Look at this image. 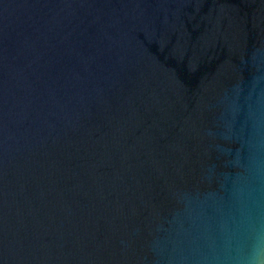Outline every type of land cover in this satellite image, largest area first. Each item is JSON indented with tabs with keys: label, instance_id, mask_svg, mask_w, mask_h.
<instances>
[{
	"label": "water",
	"instance_id": "1",
	"mask_svg": "<svg viewBox=\"0 0 264 264\" xmlns=\"http://www.w3.org/2000/svg\"><path fill=\"white\" fill-rule=\"evenodd\" d=\"M261 241L264 0H0V264Z\"/></svg>",
	"mask_w": 264,
	"mask_h": 264
},
{
	"label": "clouds",
	"instance_id": "2",
	"mask_svg": "<svg viewBox=\"0 0 264 264\" xmlns=\"http://www.w3.org/2000/svg\"><path fill=\"white\" fill-rule=\"evenodd\" d=\"M241 264H264V241L258 243Z\"/></svg>",
	"mask_w": 264,
	"mask_h": 264
}]
</instances>
